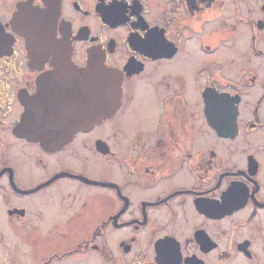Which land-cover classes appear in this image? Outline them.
I'll list each match as a JSON object with an SVG mask.
<instances>
[{"label": "flooded vegetation", "instance_id": "obj_1", "mask_svg": "<svg viewBox=\"0 0 264 264\" xmlns=\"http://www.w3.org/2000/svg\"><path fill=\"white\" fill-rule=\"evenodd\" d=\"M0 264H264V0H0Z\"/></svg>", "mask_w": 264, "mask_h": 264}, {"label": "water", "instance_id": "obj_2", "mask_svg": "<svg viewBox=\"0 0 264 264\" xmlns=\"http://www.w3.org/2000/svg\"><path fill=\"white\" fill-rule=\"evenodd\" d=\"M27 29H23V34L27 37V39L30 41L31 39V34H30V31H26ZM94 70V66H91L90 68L86 69V71H89V70ZM97 70L101 71L102 73V80H105V79H114V81L117 79L116 82H113L110 84L109 82L105 83L103 86L105 87L104 90H102V93L105 92V89L107 87H109L110 85H112L113 87V90L115 89V91H113V94L111 95V99L109 100V105L110 108L108 109H105V106H107V104L105 106H103L101 108V115H104L106 112L108 111H112L113 109H115L116 107H118L119 103H120V98H121V84H120V78L118 75H116L114 72H112L111 70H108L107 68L105 67H96ZM115 77V78H113ZM117 88V89H116ZM89 111V108H86V112ZM87 117V116H86ZM83 126H88L89 123H83L82 124Z\"/></svg>", "mask_w": 264, "mask_h": 264}, {"label": "rangeland", "instance_id": "obj_3", "mask_svg": "<svg viewBox=\"0 0 264 264\" xmlns=\"http://www.w3.org/2000/svg\"><path fill=\"white\" fill-rule=\"evenodd\" d=\"M54 224H55V222H54ZM45 235L47 236V234L45 233ZM43 240H45V239H43ZM22 243L23 244H21L20 245V248H22L21 250L23 251V253H24V257H20V255H19V257L21 258V260L22 261H25V260H29V259H31V255H30V257L28 258V255H29V253L32 251V248H31V243H30V240H26V241H22ZM9 253H11V254H14V249H12L11 251H6V258H5V260L6 261H8V256H9Z\"/></svg>", "mask_w": 264, "mask_h": 264}]
</instances>
